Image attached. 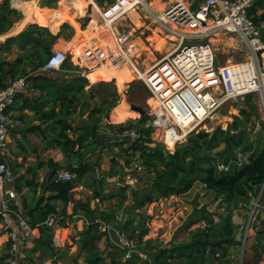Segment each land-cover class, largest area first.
Wrapping results in <instances>:
<instances>
[{
  "label": "trees",
  "instance_id": "1",
  "mask_svg": "<svg viewBox=\"0 0 264 264\" xmlns=\"http://www.w3.org/2000/svg\"><path fill=\"white\" fill-rule=\"evenodd\" d=\"M51 1L58 0L46 1L49 7L51 6ZM85 2V0H62L60 5L64 6H60L56 11L39 9L35 21L31 25L27 26L25 30L16 36L5 40V50L9 51L11 44L17 41L20 50H28V58L32 57V54L41 55L37 64L32 66L33 69L38 68L45 61L43 55L48 57L51 54L52 45L57 38L63 35L64 29L71 31L70 25L63 24L60 26V23L63 20H67L74 24V18L77 16L79 18L80 15L85 14ZM98 2L101 4L103 0H98ZM22 13L11 8L8 0L0 1V34L7 32L15 23L21 20ZM250 13L253 15L254 20H264V12L256 15L254 5ZM87 20L88 18L83 20L81 25L83 28ZM94 25L95 23L90 19L85 29L79 30L77 28L78 33H80L79 37L81 36L79 39L84 41L83 47L85 49L90 48L92 45H97L96 41H91L90 36ZM43 26H46L49 31ZM75 26L77 27L76 24ZM55 32L58 33L54 34ZM67 34L68 38L72 36V33L68 32ZM261 40L264 42V31L262 32ZM78 50L79 45L76 44L75 53L77 56L79 55ZM17 59L22 61L19 57ZM69 61L68 59L63 67L66 66L69 69L77 67ZM89 61L92 65L95 63L93 60ZM83 64L90 65V63L85 61H83ZM3 65L10 66V63L0 58V68ZM98 67L108 72L112 77L116 76L119 71L118 68L107 67L105 64ZM16 72V68L8 69L11 78L16 75ZM86 77L90 81H94L105 79V74L101 71L92 70ZM87 78L80 74H72L68 79L60 83H57L55 81L56 78H51L49 75H43L42 78L36 79V85L46 87L48 90L49 100L46 102V108L44 109L41 106L37 110V116L40 121L48 126L43 128L41 125H32L27 131L35 133L53 147L61 149L65 158L68 159L67 171L73 175V179L71 181L56 179L60 166L57 162L48 159L46 163L41 162L38 166H46L48 168L45 179L42 181L37 182L33 177V179L26 178L25 174L14 179L13 187L15 192L21 193L23 188H27L31 199L29 200L23 196L22 198L20 197L18 206L12 205L27 219L33 228L37 227L39 230V236L33 239L32 247L30 248L32 253L37 251L41 253L42 249H49L53 257L61 254L63 252L61 249H54L52 242L53 230L42 223L50 214H55L60 220V222L58 220L60 224L66 217L72 219L76 216L85 223L84 227L77 231L76 236L78 238L76 239L72 236V242L76 244L78 255L82 256L85 264H105L107 252L106 250H101L97 244L104 235L99 229L97 219L100 217L108 221L116 217L115 212H118L124 201L128 199L126 190L129 186L124 188L123 192L118 195L119 202L110 214L106 215L102 211L98 212L97 208H91L88 202L82 200L72 204L70 213L66 210L71 190L82 181L87 172H94L96 166H98L97 162H87L84 159V155L93 146H98L99 138L97 132L101 126L102 118L107 116V111L115 106V100L112 101V98L107 95L97 101L96 98L98 96L95 92V84H90ZM117 78L121 79V81L123 79L122 76ZM0 85H3V78L1 77ZM87 85L89 86L88 90L85 89ZM118 87L122 89L123 85L121 82ZM252 98H254V94L246 95L247 105L255 115L257 108ZM120 105H125V103L121 102ZM85 112H88V119L91 123L74 128L69 122V118L77 113L83 114ZM239 115L243 118L244 123L248 122L250 113L245 108L239 109ZM118 119L116 118L115 122ZM140 120L142 125L138 127L139 140L126 147L122 144H117L119 150L116 155L123 156L125 164H121L116 156L112 157L109 174H103V177L116 175L120 180H123L126 174L124 168L131 162L129 156L139 152L143 157L142 164L144 169L152 174V183L142 192L131 189L132 197L128 213L143 209L145 204L154 201L158 197L167 198L183 194L196 181H200L207 190L213 192L216 199L221 198L227 202L228 206L227 212L217 222L214 221L211 212L205 209L197 210V219H201L203 223L192 231V240L186 244L160 248L156 246L160 244L157 240H152L151 238L143 240L147 233V228L140 223V217L144 216L143 212H138L139 219L133 228L132 236H134V229L138 228L137 246L139 251L147 255L148 258L142 259L132 253L124 264H174V261H179L180 259L186 261L187 264H240L239 260L229 256V251L235 250L241 244L237 237L242 233L241 226L234 224L232 221L233 208L238 207V203L242 207L248 208L250 201L258 197V195L260 196L259 201L264 203V126L260 129L257 140H250L246 132V124L239 134L231 133L232 130L235 131L240 127L237 123L238 117H235L234 122L228 125L227 129L217 127L211 134L206 131L192 133L188 136L186 143L176 145L175 150L169 152L159 143H156L154 147L150 146L153 143L150 138L153 129L144 126L143 117ZM104 125L109 128V132L112 134H118L124 129L136 128L131 121ZM89 135H91V142L89 141ZM220 142L225 144L228 151L231 147H238L241 148L243 153H249L248 161L241 167H237L236 160L227 159L224 161L225 164L232 161L229 164V170L227 172H217L212 163L213 159L208 156H201L199 152L202 149L211 150ZM201 160L206 163L205 166L201 165L203 163ZM11 168L16 173L18 166L12 162ZM28 170L31 169L29 168ZM102 181L103 179L97 181L99 186ZM100 190V187L95 190L94 198L101 197L104 199L106 197L101 195ZM113 195L115 196V194ZM107 197H111V195ZM58 201L62 203L60 210L56 207ZM128 213H126V216L129 215ZM130 218L123 220V229L127 230L130 227L132 223ZM254 238L255 242L252 244L251 255H249V258L247 256L245 258L247 251L244 248L241 264H259L261 260L260 248L264 251V228L256 229ZM115 249L116 247H111L112 253L109 264H122V262H116ZM120 251L123 252L124 249H120ZM2 260L3 257L0 258V262ZM57 261V257H54L50 264H57ZM2 263L8 264V260Z\"/></svg>",
  "mask_w": 264,
  "mask_h": 264
},
{
  "label": "rangeland",
  "instance_id": "2",
  "mask_svg": "<svg viewBox=\"0 0 264 264\" xmlns=\"http://www.w3.org/2000/svg\"><path fill=\"white\" fill-rule=\"evenodd\" d=\"M46 1L50 0H40V7L46 6L48 8L56 10L59 9L60 6H64L60 5V1L62 0L51 1L50 7L47 5ZM173 1L178 0H153L154 3L159 2L161 4V9ZM182 1L192 6L196 4L197 0ZM256 1L257 0H253V5L254 8L257 7L258 10V2ZM96 2L99 4L98 0H96ZM257 10L255 9L256 15L261 14L257 13ZM156 12L159 11L154 9L153 13H148L139 9V7H136L135 11L129 10L128 12L120 16L116 23L117 27L120 30L129 31L137 38L136 43L138 45V53L135 55L134 59H136L138 62V68H140L139 70H143L148 65H150L151 62H153L151 59L154 58L156 60L157 58H160L161 56L166 54L171 46V42H169V35L173 34L168 31H164L161 25L154 20L153 14H156ZM88 13L89 10H86L85 14L80 15L79 18L76 19V21L80 23V25H82L83 20L88 18L85 24L87 25L89 20L91 19ZM135 17L137 19H135ZM93 20L96 22L95 19ZM63 23L68 24L66 22ZM15 25L16 23L12 28H14ZM70 28L71 31L64 29L63 35L59 37L60 44L58 45L57 49L65 51L70 50L69 46L65 44L66 42L69 43L71 41V37L68 38L67 33L69 32L74 35L75 32L73 29L74 27L70 25ZM187 29L191 31L194 30V28L190 29L189 27H187ZM153 33H156L157 37L150 38L148 40L147 37H149ZM78 34L79 33L77 31L75 37L76 42L74 45L79 44L80 39L78 38H80L81 36L79 37ZM95 37L96 33L94 31V28H92L91 41H96L95 43L98 45V41ZM209 39L215 48L217 65H227L229 63L240 62L247 58V49L245 47V44L236 33L222 31L218 32V34L211 35ZM202 40H206V38L191 37L187 39V41L193 42H200ZM165 41H167L168 45H166L167 48L163 50L161 46L165 47ZM80 45L82 47V44ZM92 47L93 45L88 49L82 47L84 50L83 53L86 54L89 50L92 51ZM5 56L13 58L12 54ZM40 57L41 55L39 54H32V57L29 61L31 67L37 64ZM43 57L46 58L47 55H43ZM83 68L86 67L83 66ZM83 68L77 65L76 68L69 69L65 66L60 70L49 72V76L54 79L56 78L55 81L57 83H60L65 79H68L72 74H80L81 76H84L82 74L86 73L88 69L83 70ZM98 68L99 67L96 66L93 68V70L99 71ZM122 69L123 70H121V68L119 67L118 70H121V72L119 73V71L117 70L118 72L116 76H114L115 78H117L118 76H122V81L121 79L115 78H110L111 80L98 79L96 81H90L86 76H84L85 78H87L90 84H95V92L98 96V98H96L97 101L107 95L109 98H112V101L115 100V106L107 111V116L104 115L105 117L102 118L101 126L97 132L99 138L98 146H93L91 149L87 150L86 154L84 155V159L87 162H97L98 166H96L94 172H87L84 175L82 181L77 184L74 189L71 190L69 194V203L67 204L66 209L67 212L70 213L72 204L82 200L88 202L91 208H97L98 212L102 211L106 213V215L108 213L110 214L111 211L115 208L116 204L119 202L118 195L123 192L122 190L124 188L129 186V188L126 190V196L128 197V199L124 201L120 210L118 212H115L116 217L108 221L100 217L97 219L99 229L104 234L103 237L97 242V244L101 250H106L107 252L105 264H109L111 260V247H116V262L119 261L124 264L125 260L128 259L125 257L127 249L119 244V236L122 235L121 233H124L127 238L131 239L134 242H132L133 247L130 248V251L127 252L128 254L135 253L139 258H148L147 255L139 251V248L137 246V235H139L138 228L134 229V236H132L133 228L135 224H137V221L139 219L138 212H143L144 216L140 217V223L144 224V226L147 228V233L143 237V240L148 238L157 240L160 242V244H157L156 246L160 248L178 246L186 244L192 240V231L196 229L198 225H201L203 223L201 219H197V210L205 209L208 212H211L214 221L217 222L227 212L228 206L227 202L223 201L221 198L216 199L213 192L207 190L200 181H196L193 183L192 187L183 194L176 196L173 195L167 198L158 197L154 201L145 204L143 206V209L134 210L131 213H128L129 205H131V189L141 192L142 190L145 191L147 186L151 185L152 183V174L144 169V166L142 164L144 159L139 152H136L133 155L129 156L131 162L127 167L124 168L126 174L123 177V180H120V178L116 175H108L107 177H103V174H109L110 160L112 157L116 156L121 164H125V158L123 156L116 155L118 153L117 151L119 150V147L117 146L118 143H113L112 141L114 138V134L110 133L109 128H106L104 124H116L120 122L131 121L135 124V129L139 132L138 127L142 125V121L140 120L141 117L139 113L131 110V104L139 105L144 109V122H149L151 117L146 114L149 111L150 103L148 97L150 95L145 85L142 81L138 80L134 75L131 74V69L127 67H124ZM122 71H125L127 74L123 73ZM129 78L131 79L129 80ZM120 82L123 85L122 89L117 86ZM88 87L89 86L87 85L85 89L88 90ZM46 91L48 90L46 89ZM252 101L256 103L257 110L255 115L247 105L248 101L245 95L243 97H239L223 103L213 114L212 120H207L198 131L204 130L211 134L217 127L227 129L228 125L234 122V118L238 117L237 123L240 127L235 131L232 130L231 133H234L236 135L239 134L243 126L246 124V132L248 133L250 140H255L258 137L260 129L262 128V126H264V110L262 104L260 103V96L257 93L254 94V98H252ZM121 102L125 103V105H120ZM240 108H245L250 113V117L247 123H244L243 118L239 115ZM116 118H119L117 122H115ZM69 122L73 125L74 128L84 126L87 123H91V121L88 119V112H85L83 114L77 113L71 116L69 118ZM198 131H194L192 133H197ZM151 135L154 138L152 139L153 143H151L150 146L154 147L156 146V143H159L157 141L158 133L156 131H153ZM90 136L91 135H89V141L91 142ZM9 138L10 148L7 157L8 164L11 167L12 162H14L15 165L18 166L17 172H13L14 179L18 176H21L22 174H25L26 178H34L37 182L42 181L43 179H45V174L48 168L46 166H38L41 162L46 163L48 159H51L59 164L60 169L58 171L68 170V159L65 158L61 149L53 147L51 144L47 143L46 140H43L41 137H37L36 134H27L26 141L22 139V136H19L17 134H10ZM49 140L51 141L50 137ZM183 143L186 142L184 141ZM175 147L172 152L175 150ZM199 153L201 154V156H208L209 158L213 159L212 163L214 164L217 172H219L218 164L224 163V161L227 159L236 160L235 162H237V164H233H236L237 167H241L245 162L248 161L249 154L243 153L241 151V148L238 147H231L228 151L223 142L218 143L211 150L202 149V151H200ZM97 156H99V158H97ZM201 162H203L201 163L202 166L206 165L204 161L201 160ZM230 162L232 163V161ZM29 168L31 170H28ZM72 179L73 175L71 174V179L69 181H71ZM100 179H103V181L99 186L97 181ZM13 185L14 183L11 186L13 187ZM99 187L101 189V195L106 196L104 199H102L101 197H93L95 190L99 189ZM17 194L21 198L25 196L29 200L31 199L29 189L27 188H23L22 192ZM113 194H115V196ZM110 195L111 197H107ZM259 200L260 196L258 195V197H255L250 201L248 208L242 207L240 203H238V207L233 208L232 221L234 222V224L241 226L240 229L242 232L245 228L248 218L251 217V224L248 228V236L245 239L243 246L242 242L240 241L241 244L237 248H235V250L229 251L230 258H235L239 260V262L240 258H242L243 255V252H241L242 247L243 250L244 248H246L247 251V253L245 254V258L246 256L247 258H249V255H251L252 251V244L255 242V230L264 228V203ZM256 201L258 203V207H255L256 209H254V203H256ZM61 206L62 203L58 201L56 203L57 209L60 210ZM126 213H128L129 215L126 216ZM129 217H131L130 219H132V223L130 227L125 230L122 227V223L123 220L128 219ZM58 220L59 219L57 217L51 227V229L53 230L52 242L54 249L59 248L63 251L61 254L54 256L58 259L57 264H85L83 262L82 256L78 255L76 251V244L72 242V236H74L76 239L78 238L76 236L77 231L84 227V221L80 218H77L76 216H74L72 219L66 217L64 221L61 222V224L59 223L60 220L59 222ZM58 237L61 238L63 242V245L60 247L55 246V244L58 242V239L56 240V238ZM29 241L31 240L29 239L28 241H26L24 245L25 247L23 246L19 251L21 262L24 261V264H50L52 262L51 259L54 258L52 252L49 249H42L41 253H39L40 251L32 253V251L30 250L32 246L26 247ZM120 249H124V251L121 252ZM4 250H6V253L1 255V257H3L2 262H7V241L4 245ZM260 251L261 260L259 261V264H264V251L261 250V248ZM2 262H0V264H3ZM174 264H187V262L180 259L179 261H174Z\"/></svg>",
  "mask_w": 264,
  "mask_h": 264
},
{
  "label": "built area",
  "instance_id": "3",
  "mask_svg": "<svg viewBox=\"0 0 264 264\" xmlns=\"http://www.w3.org/2000/svg\"><path fill=\"white\" fill-rule=\"evenodd\" d=\"M23 1L26 0H15L16 3ZM88 1V15L91 17L96 13L99 27V32L96 31L98 46H93L88 56L95 63L92 65L85 57V61L90 63L88 67L103 64L112 68L128 65L133 69V64L138 67L134 59L138 53L136 37L129 31L120 30L116 23L132 8L139 7L148 13H153L154 9L145 0H103L101 4L93 0L96 8ZM252 7L253 0H199L194 8L178 0L162 8L160 14H153L154 20L164 31L172 33L175 40L171 42L169 52L141 70L143 78L135 70L133 74L143 82L150 95L148 98L152 99L146 113L151 119L144 126L158 133L157 141L167 151L172 152L192 132L198 131L207 120H212L213 114L226 101L257 93L264 110V42L261 40L264 20L253 19L250 13ZM171 25L194 28V31H174ZM222 31L236 33L243 40L247 49L245 60L227 65L216 64L215 48L209 37ZM191 37L206 40L187 41ZM68 59L83 63L82 57L76 53L68 54L65 50L56 49L48 55L38 71L60 70ZM29 85L27 76L0 85V223L9 243L8 264H18L20 249L37 229L13 207L18 206L19 201L11 186L14 173L7 161L11 125L18 122L11 120L8 110L19 93L33 90ZM139 138L140 133L129 128L114 134L112 141L125 147ZM150 138L152 140L154 137L150 135ZM230 163L218 164V171L227 172ZM56 179L69 181L71 173L58 171ZM257 205L256 201L254 209ZM56 218L55 214H50L42 224L52 227ZM248 220L250 225L251 217ZM248 228H244L238 237L243 244L248 236ZM121 234L119 244L127 249L125 257L129 258L131 253L127 252L134 242L124 233Z\"/></svg>",
  "mask_w": 264,
  "mask_h": 264
},
{
  "label": "crops",
  "instance_id": "4",
  "mask_svg": "<svg viewBox=\"0 0 264 264\" xmlns=\"http://www.w3.org/2000/svg\"><path fill=\"white\" fill-rule=\"evenodd\" d=\"M0 1H2V0H0ZM8 1H9V5L11 8H14L20 12H23V16H22L23 18L21 20H19L18 23H16L14 28H11L7 32L0 34V58L5 59L6 61H8L10 63V66L3 65L0 68V77L3 78V85L9 83L11 80H14V79L22 77V76H27L29 79V82H30L29 88H31L33 90H28V91H25L24 93H19L15 98L14 104L8 110L11 120H13V121L17 120L18 121L16 124L11 125L10 134H14V135L17 134L19 136H22V139L24 141H26L27 140V134L32 133V132H28L27 130L32 125H41L43 128H46L48 126L45 123H42V121H40L39 117L37 116L38 115L37 114L38 108H40L41 106H43L44 109L46 108V105H47L46 102L49 100L48 94H47L48 91H46V89H47L46 87H43V86L39 87V85H36V79L42 78L43 75L48 76L50 74L49 72H51V71L39 72L38 71L39 66H38V68L33 69L31 67L30 62H29L31 57L30 58L27 57L28 56V50L27 49L20 50L18 47L17 41L14 42L13 44H11L9 51H6L5 50L6 49L5 40L7 38L16 36L17 34L22 32L23 30H25L27 28V26L31 25L32 22L35 21V17H36V14H37L39 9L50 10V11L51 10L56 11L57 9L56 10L51 9V8L46 7V6L40 7V5H39L40 0H26L23 2H17V3L15 2V0H8ZM85 1H86L85 6L87 7L88 0H85ZM258 1H260V3H257L259 8H258V10H257V7L255 9L257 10V13H263L264 12V8H263L264 7V0H257L256 2H258ZM198 2H199V0H197L196 4L192 5L191 7H195ZM166 6H164V7H166ZM133 9H134V11L136 10V8H133ZM77 17L74 18V24L67 21V20H65V21L63 20V22H66V23H68V25L70 24L72 27H74L73 29L75 31L74 35L71 36V41L69 43L68 42L65 43L69 46V49H70L67 51L68 54L75 53L76 45H74V44L76 42L75 37H76V33H77L78 29L83 30L86 28V27L83 28L80 25V23H78L76 21ZM93 19L94 18L91 16V20L95 23V25L93 27L94 31H95V27L98 26V20H96V22H95ZM63 22L60 23V26H62L64 24ZM75 24L77 25V27L75 26ZM36 25H38V24H36ZM38 26H41V25H38ZM43 27H46V26H43ZM58 32H55L54 34H57ZM79 35H80V33L78 34V36ZM90 36H91V34H90ZM171 36H173V35H169V38H171ZM173 38H171V39H173ZM169 42H170V40H169ZM59 44H60V38H57L56 42L51 47V51L56 50ZM80 44H82V47H83L84 41H82V40L79 41L78 54L82 57L83 61H85V57L88 58V56L91 54L92 51L89 50L88 53H86V54L83 53L84 50ZM9 54L10 55L12 54L13 58L5 56V55H9ZM18 57L21 58L22 61H19L17 59ZM88 60H89V58H88ZM69 62H71L75 66L78 65L82 68H83V66L86 67V68H83V70L88 69L86 71V73L82 74L84 76H86L88 73H90L93 70V68H90L83 63L80 64V63L75 62L74 60H71ZM124 67L128 68V65L120 66L121 70H123L122 68H124ZM13 68H16L17 72H16V75L13 78H11V76L8 73V69H13ZM121 70H119V73L121 72ZM99 71H101L105 74V80H107V79L111 80L110 78H115V77H110L107 74V72L102 70V69H99ZM122 72L127 74L125 71H122ZM115 79H118V78H115ZM94 81H96V80H94ZM33 134H35V133H33ZM17 199H18V201L20 200V196L18 194H17ZM38 236H39V230L35 229L34 233H33V237L30 239L31 241L28 242V245L26 247H31L32 246V240ZM57 239H58V242L55 244V246L56 247L62 246L63 242H62L61 238L58 237V238H56V240ZM6 241H7V236H6V233L3 230L1 223H0V257L2 254L6 253V250H4V245H5ZM52 260H53V258L51 259V261ZM20 263L24 264V261L21 262V258L19 259L18 264H20Z\"/></svg>",
  "mask_w": 264,
  "mask_h": 264
},
{
  "label": "bare ground",
  "instance_id": "5",
  "mask_svg": "<svg viewBox=\"0 0 264 264\" xmlns=\"http://www.w3.org/2000/svg\"><path fill=\"white\" fill-rule=\"evenodd\" d=\"M90 2H92L93 4H94V2L92 1V0H90ZM160 2V1H159ZM159 2H153V0H145V3L146 4H148L150 7H152V8H154V9H156V10H158L159 12H156V14H160V10H161V7H160V3ZM87 4H89V1H88V3ZM95 5V8L97 7V5H96V3L94 4ZM155 7H157V8H155ZM136 8V7H135ZM131 11H134V9L132 8V9H130ZM95 20H97V15H96V13L94 12L92 15H91ZM135 19H137L136 17H135ZM167 23V22H166ZM168 24V23H167ZM172 27H173V30L174 31H178V30H180V31H182V32H193L194 30H188L187 29V27H180V26H175V25H171ZM98 26H96L95 27V33H96V31L98 30ZM98 32H99V30H98ZM221 34V33H220ZM155 37H157V34L156 33H153L152 35H150L149 37H147V39L149 40L150 38H155ZM174 36H171V38H173ZM169 39L170 40V42H172V41H174L175 40V37L173 38V39ZM137 39H135V41H136ZM231 42V41H230ZM163 44V43H162ZM166 45H168V43H167V41H165L164 42V46L165 47H163V46H161V48L164 50L165 48H167V46ZM235 45V44H234ZM171 49H169L167 52H169ZM152 61H154L155 59L153 58V59H151ZM228 63V62H227ZM134 66V68L132 69V67H130V66H128V68L129 69H131V74L132 75H134L133 73H134V70L135 71H137L138 72V74H139V77L140 78H143L144 77V74H143V72L141 71V70H139L140 68H138L137 66H135V64H133ZM133 71V72H132ZM135 76V75H134ZM136 77V76H135ZM137 78V77H136ZM149 100V103L150 104H152V99H148Z\"/></svg>",
  "mask_w": 264,
  "mask_h": 264
},
{
  "label": "water",
  "instance_id": "6",
  "mask_svg": "<svg viewBox=\"0 0 264 264\" xmlns=\"http://www.w3.org/2000/svg\"><path fill=\"white\" fill-rule=\"evenodd\" d=\"M130 108H131V110H133V111L139 113L140 117H143V116L145 115V111H144V109H143L141 106H139V105L131 104V105H130ZM248 221H249V220H248ZM248 225H249V222L246 223L245 230L248 228ZM242 246H243V243H242ZM242 251H243V247H242V249H241V252H242ZM241 259H242V258H240V264H241Z\"/></svg>",
  "mask_w": 264,
  "mask_h": 264
}]
</instances>
